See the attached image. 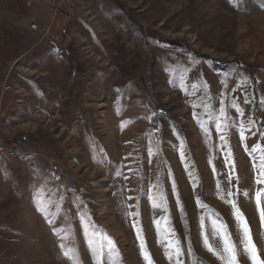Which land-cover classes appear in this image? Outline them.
<instances>
[{"label": "rangeland", "instance_id": "rangeland-1", "mask_svg": "<svg viewBox=\"0 0 264 264\" xmlns=\"http://www.w3.org/2000/svg\"><path fill=\"white\" fill-rule=\"evenodd\" d=\"M262 98L264 0H0V264H97L89 239L102 234L116 251L100 264H146L138 230L152 264H175L157 221L175 230L184 264H222L200 228L204 216L222 252L216 214L251 264L226 201L264 260L252 159ZM221 99L230 126L218 133ZM158 189L167 211L153 207Z\"/></svg>", "mask_w": 264, "mask_h": 264}, {"label": "snow or ice", "instance_id": "snow-or-ice-1", "mask_svg": "<svg viewBox=\"0 0 264 264\" xmlns=\"http://www.w3.org/2000/svg\"><path fill=\"white\" fill-rule=\"evenodd\" d=\"M244 83L246 84L247 81L245 80ZM221 84L224 86V88H227V77H225L221 81ZM193 88H198V85H193ZM182 90H184L185 92L187 91L186 87ZM221 95H223V93ZM244 103L246 104L249 103L247 96H245ZM260 104L264 106V98L261 99ZM220 105L221 106L219 108V116L217 117L215 123V129L218 133L221 132L222 129H227L230 126L228 124V115H227L224 99L220 100ZM193 107H196V105L193 104ZM230 107L234 108L236 112L240 114V116H243L244 110L240 107V105L236 102V100H233L231 102ZM194 118H197L195 114H194ZM198 123H201V126L203 127V123L199 121V119H198ZM233 124L235 125V121H233ZM237 127L239 129L241 139H244L243 122H241ZM205 132L207 134L208 129H205ZM262 138H264V134H262ZM220 140L223 142V144L221 145L222 147L227 145V140L225 135H220ZM149 151L151 152V149ZM252 152L255 153V155L252 156V159H253V170L257 172L256 183L261 184L264 183V147H261L260 144H257L252 149ZM227 155L230 157L231 153L229 152ZM181 159L183 160L182 150H181ZM257 160H258V164H257ZM153 188H157V186L153 185ZM174 188L175 185L173 183V190ZM244 195H247V193H244ZM261 197H264V189L256 192L257 208L260 209L261 218L262 220H264V209H261ZM157 198L160 201L159 203H157ZM128 199H132V197H129ZM150 199H152V204L154 208L160 207L163 208L165 211H167V201L162 189H158L153 196H150ZM226 202L230 203L234 209L233 215L236 219L237 227L240 232V244L243 247L244 254L251 261V264H264V260L260 258L259 251L252 243L250 230L247 226V222L244 220L242 214L239 212L238 208H236V205L233 201H226ZM37 203L40 205L38 210L42 214H44L45 218L47 219L48 217L47 209L50 206L51 202L45 204L42 199L38 198ZM177 203H179L178 198H177ZM197 204L202 208L207 207L206 205H203V203L199 200V198H197ZM57 208L59 210V205H57ZM181 212H183L182 206H181ZM129 215H132V213H129ZM135 215H138V213H136ZM81 221L82 222L84 221V216H81ZM49 223L51 224L52 221L49 220ZM156 223H157V235L159 238V242L165 245L166 257L169 259L170 262L175 261V264H184L183 257L185 255V250L182 248L181 241L179 237L176 236L175 230L170 227H165L162 231L160 222L157 221ZM165 224H167V218H165ZM83 227L86 235H88L90 229L93 228V226L88 223H84ZM210 227H211L212 236L218 237L221 241L222 252H217L216 249H214L210 245L208 236L205 234V217L201 216L200 228H201V235L203 236L204 247L214 256H216L217 259H219L222 262V264H239L238 261L239 253L236 249V244L232 240L231 233L228 232L227 226L219 218L218 214H216L214 217L210 219ZM92 235L93 237H95L97 234L93 231ZM137 238L141 240V255L143 256L146 264H152L150 254L146 250V247L143 243V239L142 236L140 235L139 230L137 233ZM60 247L62 250L65 249L64 244H61ZM89 248L92 251L94 259L97 261V264H100L101 258L105 254H107L109 260L111 261V257L113 253H115L116 251L114 242L110 238H108L106 234H102V239L98 241L94 239H89ZM72 251H73L72 249L65 250L64 255L66 257H69L70 252ZM74 264H78V261H74Z\"/></svg>", "mask_w": 264, "mask_h": 264}, {"label": "built area", "instance_id": "built-area-1", "mask_svg": "<svg viewBox=\"0 0 264 264\" xmlns=\"http://www.w3.org/2000/svg\"><path fill=\"white\" fill-rule=\"evenodd\" d=\"M34 28H35V26H34Z\"/></svg>", "mask_w": 264, "mask_h": 264}]
</instances>
